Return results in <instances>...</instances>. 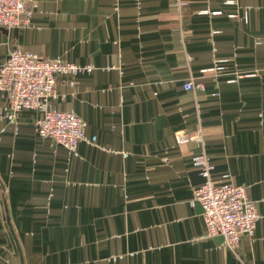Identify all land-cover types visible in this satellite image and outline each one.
Instances as JSON below:
<instances>
[{
	"label": "crops",
	"instance_id": "0c3cea01",
	"mask_svg": "<svg viewBox=\"0 0 264 264\" xmlns=\"http://www.w3.org/2000/svg\"><path fill=\"white\" fill-rule=\"evenodd\" d=\"M30 3L29 28L0 29V66L22 49L92 68L58 76L48 107L97 143L41 138L43 110L0 91V264H264V0ZM203 154L257 204L236 253L192 203Z\"/></svg>",
	"mask_w": 264,
	"mask_h": 264
},
{
	"label": "built area",
	"instance_id": "2783aa9c",
	"mask_svg": "<svg viewBox=\"0 0 264 264\" xmlns=\"http://www.w3.org/2000/svg\"><path fill=\"white\" fill-rule=\"evenodd\" d=\"M30 2L32 0H0V29L29 28L33 20ZM226 2L234 4L235 0ZM91 71L90 67L61 59H46L31 51L14 49L0 66V91L7 96L14 114L24 110H43L37 123L38 135L43 139H51L65 149L76 151L85 141L96 145L97 137L88 139L87 125L82 119L70 112L53 110L48 107V103L56 93L58 76H77ZM184 88L192 91L202 90L204 86L191 79ZM175 140L178 145L204 142L201 129L194 132L178 131ZM193 164L204 182L195 190L192 203L200 204L204 210L207 237H221L224 245L236 253L243 236L255 235L260 220L257 204L249 199L247 189L243 186L230 181L214 184L211 179L213 166L205 154L194 157Z\"/></svg>",
	"mask_w": 264,
	"mask_h": 264
},
{
	"label": "water",
	"instance_id": "95a60500",
	"mask_svg": "<svg viewBox=\"0 0 264 264\" xmlns=\"http://www.w3.org/2000/svg\"><path fill=\"white\" fill-rule=\"evenodd\" d=\"M198 207H199V209L201 210V212H204V210H203V208H202V206L200 205V204H196Z\"/></svg>",
	"mask_w": 264,
	"mask_h": 264
}]
</instances>
